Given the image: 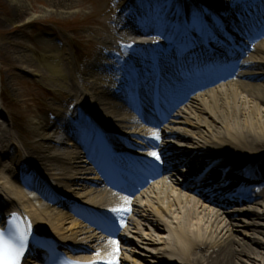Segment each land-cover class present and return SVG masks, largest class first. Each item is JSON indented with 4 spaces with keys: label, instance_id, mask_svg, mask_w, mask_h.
<instances>
[{
    "label": "bare ground",
    "instance_id": "bare-ground-1",
    "mask_svg": "<svg viewBox=\"0 0 264 264\" xmlns=\"http://www.w3.org/2000/svg\"><path fill=\"white\" fill-rule=\"evenodd\" d=\"M9 2L18 8L25 5V0H9ZM74 2L76 1L48 0L52 10L64 16L70 14L68 9H72ZM169 37L167 38L169 39ZM262 46L264 48V44ZM41 49L43 50L42 53L37 55L41 66L53 76L65 78L60 52L50 50L48 47H42ZM258 55L259 61L247 67L249 80L253 83L248 84L245 88L244 86L242 88L235 86L234 94L208 93L201 97L200 102L195 101L197 104H195V107L193 105L192 108L194 109V115H197V121H204L202 116L204 113H213L220 117L216 123L218 126L215 129H212L208 135L198 137L199 139H194L193 136L185 132L180 135L176 133V128L171 131V134L175 131V134H172L173 136L179 135L177 138L193 142L195 150L202 148V156L209 161L208 165L214 162L217 168L225 170V178L237 177L238 179L240 171H247L248 169V171L252 172L256 168L261 176L260 178L264 180V171L256 163L259 160L255 161V158H252L264 156V109H261L258 105L264 103V86H260L261 82L264 84V51H260ZM53 82L62 90H71V86L66 82L64 83L57 79ZM240 88L247 92L248 97H252L259 103L255 102V104L248 106V103L238 91ZM101 101L103 105L108 106L107 108H102L101 115L114 116L115 114L112 112L116 110L115 105L111 104L104 94L101 96ZM251 101L253 102V100ZM96 117L101 124L104 123L103 126H106L104 121L101 122L102 120L98 116ZM4 118V113L0 111V129L5 132L4 137L0 138V159L8 160L9 139H16L20 143H22V140L18 136L17 130H14L13 122L10 123ZM9 119L11 120L12 118L9 117ZM180 124H189L191 125L190 128L197 126L192 121L181 120ZM27 126L36 149L29 146L25 147L22 144L25 151H29L32 155L33 152L36 153L37 156L34 155L32 157L33 163L43 168L46 175H48L47 178H50L58 185V191L64 196H81V194H76L69 185L72 182H69V180L66 182L63 173L59 169L53 168V163L47 159L48 157L50 158L48 153L54 148L53 146H56L61 141L60 136L57 135L59 129L56 125L52 129H48L46 120L38 117L31 119ZM196 134L198 135V132ZM163 146V143H158L159 148ZM197 156H200L199 158L202 157L200 154L198 155V152ZM54 160H59V158H54ZM199 160L196 162L197 166H206L203 158ZM182 162L185 166L192 165L188 160H182ZM47 167H52L53 169ZM171 167V165H167L168 169ZM237 170L239 172L235 173L234 171ZM210 172L211 170L207 171V173ZM4 177V175H0V184L5 182ZM219 177H222V175L218 173L217 178L219 179ZM4 189V186H0V221L3 219L2 213L9 214L16 212L15 209H17V202L7 199L3 194ZM86 194L88 195L86 201L91 203L94 197H90L88 192ZM9 195L21 202L24 210L30 214L31 218L29 219L20 213L19 219L23 224L25 221L30 222L33 232H39L44 235H50L51 233L48 234L50 231L55 233L60 240L57 241L63 244L69 241L71 243L69 244L70 251L77 255L85 254L83 251H87L90 248L78 244L87 242V240H94L95 237L93 235H86L81 242H78L77 239H67L59 230L64 222L61 215L56 214V216L46 219L44 208L41 207L40 211L36 210L33 202L23 193L16 192ZM254 196L262 198L261 202L255 201L252 206L245 205L239 210L246 212L252 219L251 223H247L251 227L250 229L256 231L257 234L262 235L264 238V224L254 221L255 219H261V222L264 221V188H261ZM50 200L54 204L60 203L56 202L52 197H50ZM153 200L152 208L146 205H138L134 208L130 218L122 223L124 224V234L123 237H120L119 242L129 245L133 250L138 249L139 244L143 242L145 246L152 248L150 250L145 249L146 252L152 254L149 259L155 258L160 264H264V243L257 236L251 239V242L259 249L258 253L257 251L253 252L246 249L243 244L233 239L228 234V231L222 232L215 229V221L211 218L209 211L204 213L203 210L204 214H202L201 211H198L200 210L199 208L189 205L190 213H185L181 202L183 200L180 197L178 202L172 196L166 197L164 195H155ZM255 207H259L261 210ZM230 230L232 231V229ZM141 231L147 232L146 235H140ZM136 237H139L140 241ZM160 246L163 247L162 250ZM242 257H245L244 260H242ZM39 261V258H37L35 261H27L26 264H40Z\"/></svg>",
    "mask_w": 264,
    "mask_h": 264
},
{
    "label": "rangeland",
    "instance_id": "rangeland-1",
    "mask_svg": "<svg viewBox=\"0 0 264 264\" xmlns=\"http://www.w3.org/2000/svg\"><path fill=\"white\" fill-rule=\"evenodd\" d=\"M75 1L72 9H68L70 14L64 16L58 12L55 13L48 4V0H25V5L21 8L14 6L9 0H0V103L2 105L4 103L5 110L13 117L17 125L16 129L25 132L20 133L30 145L32 138L26 128L29 120L38 115L46 116L50 107L62 105L73 96V93L77 94L79 91L75 88L73 93L69 94L53 85L51 79L54 78L37 60L36 54L41 52L40 45L58 46L57 40L60 41L64 53L70 54L72 59L71 68L62 61V67H65L63 71L66 73L67 80L73 82L76 87L79 75L78 62L84 60L88 64L91 60L86 56L88 52L91 53L89 57L93 54L86 42L90 45L101 44L107 38L105 11L109 4L104 0ZM55 36L56 39H54ZM90 99H93L92 107H99L102 110L103 105H100L95 97ZM203 118L204 121L199 123L198 129H194L193 137L195 138L208 134L218 126L215 123L218 120L217 116H214L215 120L209 115H204ZM182 143L190 147L189 142L182 141ZM185 151L192 152L190 148H186ZM52 154H56L55 151ZM52 213L61 215L64 220L62 232L66 237L71 236V226L65 214L56 209ZM245 219L248 220L249 217ZM254 221L264 224L261 219ZM236 231L233 232V236L246 249L258 253L259 249L251 242V239L257 236L264 243L262 235L248 228L245 230L243 227L236 228ZM146 233L142 232L141 235L145 236ZM137 240L140 241L139 237ZM139 247L136 250H130L126 264H135L134 261L136 264H160L155 258L149 259L152 254L145 251L152 248L145 246L143 242L139 244ZM160 249L162 250L163 247L160 246ZM244 258L242 257V260Z\"/></svg>",
    "mask_w": 264,
    "mask_h": 264
},
{
    "label": "snow or ice",
    "instance_id": "snow-or-ice-1",
    "mask_svg": "<svg viewBox=\"0 0 264 264\" xmlns=\"http://www.w3.org/2000/svg\"><path fill=\"white\" fill-rule=\"evenodd\" d=\"M128 47H131L129 45ZM153 139L159 140L158 133H153ZM148 155L156 162L163 163L162 157L159 153L152 151ZM127 204L128 201L125 200ZM111 212L120 215L124 212L130 211L127 207L113 208ZM30 237H32V225L25 221L23 227L17 222V214L11 213L7 227H0V264H21L22 257L25 255L26 249L29 245ZM112 243H116L112 241ZM99 255V253H97ZM60 264H79L73 261H61ZM87 264H100L97 261H89ZM102 264H118L115 259L103 261Z\"/></svg>",
    "mask_w": 264,
    "mask_h": 264
}]
</instances>
